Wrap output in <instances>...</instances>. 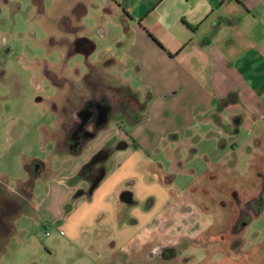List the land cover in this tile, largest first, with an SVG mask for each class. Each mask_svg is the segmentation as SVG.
Returning <instances> with one entry per match:
<instances>
[{
	"label": "rangeland",
	"instance_id": "rangeland-1",
	"mask_svg": "<svg viewBox=\"0 0 264 264\" xmlns=\"http://www.w3.org/2000/svg\"><path fill=\"white\" fill-rule=\"evenodd\" d=\"M252 1L253 15L246 14L244 0L230 3L234 27L223 18L217 40V51L234 62L230 69L243 79L238 81L219 68L220 53L212 80L206 67L188 70L182 62L157 59L151 45H163L144 30L147 11H141L140 25L109 0H46L44 13L32 0H0V191L15 195L31 175L26 166L34 160L43 164L29 205L0 244V264H116L122 254L117 264H172L156 258L164 246L177 254L173 264H182L184 256L198 261L193 264H204V256L210 257L205 263L217 264L218 236L231 264H264V207L244 232L233 235L220 229L232 223L236 209L217 204L227 183L240 194L256 195L261 183L256 173L264 174V0ZM75 2L79 12L86 6L89 14L75 16ZM109 6L113 13L106 11ZM86 29L98 44L92 58L100 60L96 76H105V84L129 86L135 99L127 114L115 112L71 153L59 143L65 127L55 110L62 101L54 96L67 90L72 100L86 88L84 51L72 52L68 44L85 37ZM223 35L231 45L225 46ZM246 84L252 93L242 91L239 109L245 124L229 137L227 117L236 109L220 106L219 88L241 92ZM254 106L259 120L251 119ZM122 141L137 148L115 149ZM106 145L112 149L100 163L106 176L92 195L74 198L72 178ZM161 172L171 181L160 180ZM123 178L137 200L151 196L153 208L144 212L121 203L116 221L113 203L101 204ZM76 181L88 189L87 182Z\"/></svg>",
	"mask_w": 264,
	"mask_h": 264
},
{
	"label": "flooded vegetation",
	"instance_id": "flooded-vegetation-1",
	"mask_svg": "<svg viewBox=\"0 0 264 264\" xmlns=\"http://www.w3.org/2000/svg\"><path fill=\"white\" fill-rule=\"evenodd\" d=\"M68 29H71L72 34L77 33V29H74L71 26L68 27ZM68 44L70 46L69 50L72 52L84 51L85 37H74L72 41L68 42ZM50 74L51 73H48V75ZM97 74L98 71L96 70L95 65L87 64L86 73L81 77L83 85L86 86L84 91H81L72 100L66 98L67 90L65 92H63L64 90H57V93L54 96L56 100L62 101L61 108H56L55 110L56 112H58V110L61 111L60 114H62L63 116L61 127H65V129L62 130L64 139L62 138L61 142L59 143L65 144L69 152L73 150V153H78L79 144L85 140H91L88 138L92 135L93 130H95V128H98L99 123L102 119L109 121L115 112L119 111L121 114H127L128 111L132 109V102L135 97H132L130 94L135 93H132L130 91V87L126 85L114 86L111 84H105L103 82V80H105L104 74L102 73L104 76L103 80L99 79V77L96 76ZM105 82L107 81L105 80ZM59 88H61V86H59ZM123 92H126L128 96H126ZM225 99L219 102L222 108H225L229 105H234L236 109V111H234L233 114L228 117L227 121V125L229 126L230 131H232L228 134V136L231 137L233 134L239 131V127L245 117L239 110L240 103L235 94H228ZM119 100H121L122 103L121 101L119 102ZM253 117L257 118L255 116H252V118ZM259 118L257 120H259ZM103 127V125L102 127L99 126L100 129H104ZM126 145L127 147L129 145L136 147L133 141L131 143L122 141L117 144L118 147H123ZM99 151H101V153L95 160V162L92 163L91 169H89L90 173L88 175V179H85V182H87L88 184V189L90 184L95 179L100 176L103 177L105 171L100 163H103V161L111 154L112 149L108 145H106L104 147H101ZM26 169L31 175L30 177H28V179L21 183V185L19 186V190L15 193V195H10L7 192L2 193L0 191V244L4 242L5 239L12 233L14 218L21 212V210H25L29 205L28 199H30L31 195L33 194L34 180L40 177L41 173L43 172V164L34 160L31 164L26 166ZM205 173L206 171L203 174ZM256 176L260 179L261 182L259 184L258 193L256 195H250V193L240 194V192H238L235 188L232 189V187L229 186L228 183L225 186L222 185L221 196L223 195L224 198L217 201L218 206H221L223 209L227 206V204L232 203L237 213L230 225H222L223 228L220 229L221 231H226L229 229V231H231V234L233 235L244 232L250 221L257 215H259L261 211H263L264 174L261 175L259 173H256ZM167 177L165 176V174L162 175V172L159 174L160 180L161 178L166 180ZM76 179L77 175L72 178V182L74 183L73 186L76 185ZM170 181L171 177L167 182ZM220 182V184L226 183L225 181ZM88 189L84 190L81 188L79 190H84V192H86ZM135 197L136 196L134 194V191L132 189L126 188L120 193L119 201L124 205L131 207L133 206V208H140L144 212L150 211V209L153 208V198H151V196L146 197L144 201L137 200ZM217 239L218 242L216 241V249L218 251L215 252V255L220 256L216 260L217 264H231L233 259L228 256L227 251L223 253L221 250L222 248L224 249L225 242L220 240V236H218ZM111 243L114 245L113 241ZM221 252L223 253V255H221ZM122 255V258L118 257L116 259V264L120 262V260H123L125 258V254ZM176 256L177 254L174 253L172 247L164 246L159 250L156 258L158 257L165 262L171 261V263L173 264V262L176 260ZM111 258V262H113L115 257H113L112 255ZM189 258L190 256H184L182 264H188L190 262L192 264L194 262L198 263V261H189ZM207 258L210 257H201L200 259L202 261L200 263L207 264L208 262L205 263ZM207 261H209V259H207Z\"/></svg>",
	"mask_w": 264,
	"mask_h": 264
},
{
	"label": "crops",
	"instance_id": "crops-1",
	"mask_svg": "<svg viewBox=\"0 0 264 264\" xmlns=\"http://www.w3.org/2000/svg\"><path fill=\"white\" fill-rule=\"evenodd\" d=\"M46 0H40L38 2H33L37 7V10L40 13H44L46 11ZM92 2L93 0H88ZM111 3L115 5L116 8L120 9V13L122 16L125 15L126 18L131 20V17H135L138 19L139 24L141 25L142 12L147 11L144 15L146 18H143V21H146V25L144 30H148L149 34H151L155 39L160 42L163 47L159 45H151L152 52L155 54L154 56L158 59L160 58L164 63L165 62H173L179 61L182 62L183 65H187V69L196 68L198 70H203L206 67V73H208V79L212 80L216 66H215V54L220 53L219 49L217 51V40L219 31L224 28V20L230 24L232 28L234 24L231 23L234 17L230 15L231 10L228 9L230 7V3L233 2L235 4H239L238 0H109ZM245 2L242 4L246 7V14H252L250 8L254 5L252 0H244ZM73 4V3H72ZM78 3H74L73 13L75 16L81 14L87 15L89 14L88 8L85 6L82 8V11L79 12ZM99 7L98 3H94ZM233 6V5H232ZM102 7V6H101ZM110 7V6H109ZM229 10V11H228ZM108 13H113L111 7L106 8ZM127 12V13H125ZM253 15V14H252ZM144 16V17H145ZM103 27H98L97 34L102 38L105 36ZM224 40L225 46L229 40L228 35H223L221 38ZM88 40V41H86ZM88 43V44H86ZM85 44L84 47V57L87 59L88 64L95 65L100 62L98 59L93 61L92 58L96 57V52L98 48L97 42L93 40L92 37L89 36L88 30L85 31ZM224 50V48H221ZM227 50V49H226ZM116 56V55H115ZM212 59L210 60V57ZM109 62H106V64ZM234 64L231 59H226V54L220 53V57L218 58L219 68L224 71L228 69L230 74H234L233 78L235 80L241 81L243 80L240 75H236L230 67ZM245 82V81H243ZM222 86V85H219ZM245 89L235 90L229 89L225 90L223 88H219L221 93L219 98L223 100L230 93L235 94V96L239 99V103H241L242 99V91L247 90V84L243 85ZM252 93L251 91H249ZM250 113L252 116L257 118H251L252 120H257L259 118L258 110L255 106L250 109ZM251 116V117H252ZM230 117V116H229ZM228 118V117H227ZM245 124V119H243L242 124L239 127L243 128ZM132 146V145H129ZM128 146V147H129ZM133 148H137V146H132ZM127 148V147H126ZM125 149V148H124ZM122 150V149H120ZM108 157L106 158V160ZM106 176L104 173L102 179ZM100 179V180H102ZM84 180V179H80ZM126 179L123 178L117 182V186L113 193H117L118 196L113 199L111 196L114 194L111 193L109 198H105L101 206H106V204L113 203L114 211L112 214V218L114 220H118V214L121 213V202L119 201L120 193L126 189L123 187L124 181ZM79 181V180H78ZM85 182V180H84ZM100 182V181H99ZM99 184V183H98ZM75 187V186H74ZM84 189L80 182L76 181V189ZM93 193V192H92ZM84 195V194H83ZM92 195V194H91ZM87 196V195H85ZM90 196V195H89ZM74 197V195H73ZM78 197V196H76ZM75 198V197H74ZM112 201V202H109ZM144 213V212H143ZM115 222V221H114ZM113 223V222H112ZM123 229V227L121 228ZM120 229V230H121ZM120 242V241H118ZM105 248V246H104Z\"/></svg>",
	"mask_w": 264,
	"mask_h": 264
},
{
	"label": "trees",
	"instance_id": "trees-1",
	"mask_svg": "<svg viewBox=\"0 0 264 264\" xmlns=\"http://www.w3.org/2000/svg\"><path fill=\"white\" fill-rule=\"evenodd\" d=\"M38 1H40V0H33V2H35V3ZM229 95H231V93ZM225 100H227V99H225ZM100 153H101V151H97V153H95L92 156V158L89 162H86L81 166V168L77 174V179H84V180L88 179V175L90 173L89 169H91L92 163L95 162V160L99 157Z\"/></svg>",
	"mask_w": 264,
	"mask_h": 264
},
{
	"label": "water",
	"instance_id": "water-1",
	"mask_svg": "<svg viewBox=\"0 0 264 264\" xmlns=\"http://www.w3.org/2000/svg\"><path fill=\"white\" fill-rule=\"evenodd\" d=\"M106 124H107V120H103V119H102L101 122L99 123V126L102 127V125L105 126ZM99 126H98V128H96V129H100ZM93 136H94V135L92 134L88 139H92ZM125 147H127V145H126V146H123V147H118V146H117V147H115V149L120 150V149H124ZM100 179H102L101 176L98 177L97 179H95V180L90 184L89 189H88L86 192H84V190H78V191L76 192V194L74 195V197L79 196V195H82V194H86L87 196L91 195L92 192L94 191V189L97 187V185H98Z\"/></svg>",
	"mask_w": 264,
	"mask_h": 264
},
{
	"label": "built area",
	"instance_id": "built-area-1",
	"mask_svg": "<svg viewBox=\"0 0 264 264\" xmlns=\"http://www.w3.org/2000/svg\"><path fill=\"white\" fill-rule=\"evenodd\" d=\"M45 234L47 235V234H48V232H45Z\"/></svg>",
	"mask_w": 264,
	"mask_h": 264
}]
</instances>
